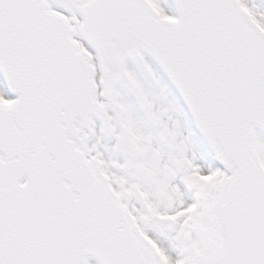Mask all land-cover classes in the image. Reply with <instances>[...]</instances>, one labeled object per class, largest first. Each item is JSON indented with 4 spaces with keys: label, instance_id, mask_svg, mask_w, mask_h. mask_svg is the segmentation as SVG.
<instances>
[{
    "label": "snow or ice",
    "instance_id": "obj_1",
    "mask_svg": "<svg viewBox=\"0 0 264 264\" xmlns=\"http://www.w3.org/2000/svg\"><path fill=\"white\" fill-rule=\"evenodd\" d=\"M0 264H264V0H0Z\"/></svg>",
    "mask_w": 264,
    "mask_h": 264
}]
</instances>
